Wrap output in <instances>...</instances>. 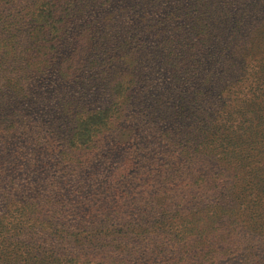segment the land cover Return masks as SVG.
<instances>
[{
	"label": "trees",
	"instance_id": "trees-1",
	"mask_svg": "<svg viewBox=\"0 0 264 264\" xmlns=\"http://www.w3.org/2000/svg\"><path fill=\"white\" fill-rule=\"evenodd\" d=\"M0 85V264H264V0H0Z\"/></svg>",
	"mask_w": 264,
	"mask_h": 264
},
{
	"label": "rangeland",
	"instance_id": "rangeland-1",
	"mask_svg": "<svg viewBox=\"0 0 264 264\" xmlns=\"http://www.w3.org/2000/svg\"><path fill=\"white\" fill-rule=\"evenodd\" d=\"M72 43H73V39H71V38L69 40H64V48L65 49H75V48L70 47V44H72ZM49 45L50 44H47L46 46H49ZM66 53H68V51H66ZM51 82H52L51 86H47L46 84L34 85L32 87V90H31V92L33 93L32 97H34L33 99H35L37 97H41L46 102L47 99L49 101L50 100L55 101L59 97H62V95H64V94L67 95V98H70V99H73L77 96V92L79 91L78 89L73 88L70 85L65 84L63 81H62V83H60V82H57L55 80H51ZM0 87H1V85H0ZM4 90H5V88H4Z\"/></svg>",
	"mask_w": 264,
	"mask_h": 264
}]
</instances>
